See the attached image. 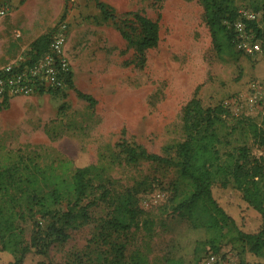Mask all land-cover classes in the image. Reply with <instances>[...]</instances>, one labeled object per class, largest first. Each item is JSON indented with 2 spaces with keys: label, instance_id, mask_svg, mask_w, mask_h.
<instances>
[{
  "label": "rangeland",
  "instance_id": "rangeland-1",
  "mask_svg": "<svg viewBox=\"0 0 264 264\" xmlns=\"http://www.w3.org/2000/svg\"><path fill=\"white\" fill-rule=\"evenodd\" d=\"M102 1L116 11L114 20L102 19L95 0H0L9 7L0 28V65L26 53L36 39L65 20L72 67V85L64 90L0 101V165L19 164L25 176H31L36 165L70 176L75 167L93 163L111 190L109 198L89 208L87 222L68 229V239L51 242L45 256L30 254L24 264H39L41 259L48 264H99L133 258L143 260L141 264H166L168 256L208 264L209 232L193 227L172 209L175 186H186L176 169L129 161L119 143L173 153L184 138V105L193 96L204 105L224 103L234 115L262 121L264 49L245 54L233 43L226 45L230 52L220 54L201 0ZM235 1L249 7L260 3ZM126 11L158 21L156 46L142 53L128 46L114 23ZM79 92L91 94L96 102L91 104ZM248 145L253 154L264 156V144L250 138ZM100 191L96 188L84 202ZM127 193L132 194L137 214L129 228H115V203ZM212 193L241 229L254 232L261 227V214L238 189L215 183ZM35 210L16 219L26 242L34 233L44 234L49 221ZM216 255L219 264H239L237 249L229 243ZM9 259L0 254V264Z\"/></svg>",
  "mask_w": 264,
  "mask_h": 264
},
{
  "label": "trees",
  "instance_id": "trees-1",
  "mask_svg": "<svg viewBox=\"0 0 264 264\" xmlns=\"http://www.w3.org/2000/svg\"><path fill=\"white\" fill-rule=\"evenodd\" d=\"M95 2L103 20L116 18L112 6L102 0ZM201 2L214 47L220 54L230 52L226 45L233 46L232 22L237 17L239 4L235 0ZM251 8L260 13V21L249 23V26L261 38L263 50L264 0ZM114 23L128 46L141 53L158 44L159 23L145 14L122 12L119 21ZM51 31L41 35L29 47L31 59L46 49ZM69 85H72V73ZM79 95L91 104L96 102L91 94L79 92ZM182 130L184 138L176 144L173 153L151 152L141 144H130L125 140L119 146L129 161L147 160L176 169L186 186L182 189L175 186L172 209L185 216L193 227H202L209 232L207 243L211 251L217 253L229 243L237 249L239 264H250L248 260L264 264V156L253 154L248 145L250 138L257 145L264 144V116L259 122L251 116L234 115L224 103L204 105L199 97L193 96L183 108ZM21 169L23 166L19 164L0 165V254L10 256L5 264H24L30 254L45 256L51 242L68 239V229L87 222L89 208L111 195L102 179L101 168L93 163L75 167L70 176L47 171L39 165L34 166L31 176L23 175ZM215 183L230 184L238 189L243 199L261 214L262 225L257 231L247 232L239 227L213 196ZM96 188L101 189L99 195L84 202ZM131 195L127 193L115 203L111 217L115 228H129L133 223L137 208L132 205ZM63 203H66L65 209L60 208ZM35 207V212L49 221L44 234L34 233L31 241L26 242L16 219L34 214ZM246 253H249L248 260ZM141 262L144 261L133 258L127 262L117 259L99 264ZM39 264L48 263L41 259ZM166 264L188 263L181 257L168 256Z\"/></svg>",
  "mask_w": 264,
  "mask_h": 264
},
{
  "label": "built area",
  "instance_id": "built-area-1",
  "mask_svg": "<svg viewBox=\"0 0 264 264\" xmlns=\"http://www.w3.org/2000/svg\"><path fill=\"white\" fill-rule=\"evenodd\" d=\"M9 14V7L0 2V23ZM260 21V13L249 6L239 4L237 17L232 22L233 43L245 54L262 50L261 41L249 23ZM69 37L67 21H59L52 29L46 49L31 59L28 53L0 65V101L8 102L16 97H30L45 92L68 88L71 79V61L66 52ZM208 264H219L216 252L208 254Z\"/></svg>",
  "mask_w": 264,
  "mask_h": 264
},
{
  "label": "crops",
  "instance_id": "crops-1",
  "mask_svg": "<svg viewBox=\"0 0 264 264\" xmlns=\"http://www.w3.org/2000/svg\"><path fill=\"white\" fill-rule=\"evenodd\" d=\"M2 23H3V21L0 23V28H1V26H3Z\"/></svg>",
  "mask_w": 264,
  "mask_h": 264
}]
</instances>
